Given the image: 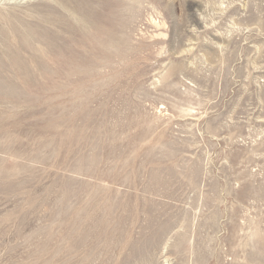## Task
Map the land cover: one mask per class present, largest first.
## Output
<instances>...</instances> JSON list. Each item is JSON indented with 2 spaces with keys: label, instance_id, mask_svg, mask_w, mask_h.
I'll use <instances>...</instances> for the list:
<instances>
[{
  "label": "rangeland",
  "instance_id": "374dc122",
  "mask_svg": "<svg viewBox=\"0 0 264 264\" xmlns=\"http://www.w3.org/2000/svg\"><path fill=\"white\" fill-rule=\"evenodd\" d=\"M0 264H264V0H0Z\"/></svg>",
  "mask_w": 264,
  "mask_h": 264
}]
</instances>
